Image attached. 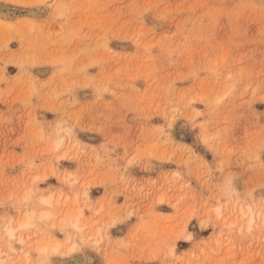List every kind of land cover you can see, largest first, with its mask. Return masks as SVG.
I'll list each match as a JSON object with an SVG mask.
<instances>
[{"label": "rangeland", "instance_id": "rangeland-1", "mask_svg": "<svg viewBox=\"0 0 264 264\" xmlns=\"http://www.w3.org/2000/svg\"><path fill=\"white\" fill-rule=\"evenodd\" d=\"M261 220L264 0H0V264H264Z\"/></svg>", "mask_w": 264, "mask_h": 264}, {"label": "bare ground", "instance_id": "bare-ground-1", "mask_svg": "<svg viewBox=\"0 0 264 264\" xmlns=\"http://www.w3.org/2000/svg\"><path fill=\"white\" fill-rule=\"evenodd\" d=\"M30 189V192H31V188H29ZM34 189V188H33ZM32 189V190H33ZM35 190V189H34ZM28 191V190H27ZM34 192V191H33ZM28 193V192H27ZM40 195V194H39ZM34 196V195H33ZM37 196V195H36ZM27 197H29V194H27L26 195V193H25V196L23 195V198H27ZM37 198V197H36ZM38 199L42 202V204H52V198H51V196H48L47 194H46V196H38ZM37 199V200H38ZM35 200V199H34ZM23 201H25V199L23 200ZM36 202V201H35ZM40 202V203H41ZM39 203V204H40ZM31 204H33V203H31ZM36 204V203H35ZM34 206V205H33ZM33 206H32V208H33ZM50 206V205H49ZM35 207V206H34ZM38 207V206H37ZM51 208H52V206H50ZM39 208V207H38ZM37 209V208H36ZM31 211H29L27 214H26V216L22 219V220H18V223H17V221H16V225H12L11 224V226H7V224H6V226H7V230H6V233H7V236H8V238H11V239H14V240H16L18 243H20V244H25V241H26V239L23 237V235L19 232V231H21L22 229H25V228H28V227H30V226H33V225H35V224H37V221L39 222V221H45V222H47V221H49V219H51V218H53L54 217V213L51 211V209L49 210V209H40V210H38V211H35L34 209L32 210V209H30ZM244 213H247L248 212V220H247V229L252 225V222H253V220H254V216H253V213L248 209V211H243ZM25 213V212H24ZM82 213L80 212V211H78L75 215H74V217H70L68 214H65V219L64 220H62V223H61V225H62V227L65 229V230H67V231H73L75 234H77V236L79 235V234H81L82 233V225H80V223H79V217H80V215H81ZM262 217V216H261ZM10 221V220H9ZM9 221L7 222V223H9ZM51 221V220H50ZM53 221V220H52ZM262 221V220H261ZM14 222V221H13ZM12 222V223H13ZM53 223V222H52ZM52 223H50V224H52ZM10 224V223H9ZM261 224H263V226H264V220L261 222ZM2 225H4V223L2 224ZM51 227L53 226V224L52 225H50ZM19 232V234L17 235V236H15L17 233ZM6 235V234H5ZM69 235H71V234H69ZM69 235H68V238H69ZM6 236V237H7ZM15 236V237H14ZM81 237V236H80ZM188 237H190V235L189 234H187V238ZM75 239V238H74ZM66 240V239H65ZM57 241V240H56ZM67 241V240H66ZM43 242V241H42ZM55 242V241H54ZM57 242H59V241H57ZM13 243V242H12ZM61 243V242H60ZM68 243V242H67ZM76 243V242H75ZM74 243V244H75ZM48 244V243H47ZM58 244V243H57ZM13 245H14V243L13 244H11V243H8V247L9 248H12L13 247ZM59 245V244H58ZM61 245V244H60ZM74 246V245H73ZM50 247H52V249L53 250H56V249H58L57 247V245H51ZM69 248H71V246L69 247ZM38 250H39V252H43L44 253V251H46L47 250V245L45 244V243H43V244H41L40 246H38V248H37ZM47 252V251H46ZM55 252V251H54ZM53 252V253H54ZM48 253V252H47ZM50 253V252H49ZM42 254V253H41ZM39 260V259H38ZM39 262H40V260H39ZM38 264H41V262L40 263H38Z\"/></svg>", "mask_w": 264, "mask_h": 264}]
</instances>
